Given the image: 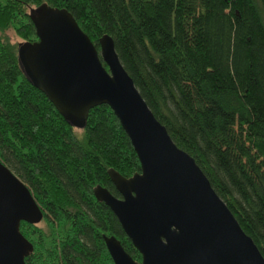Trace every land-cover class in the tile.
Segmentation results:
<instances>
[{"label":"trees","instance_id":"trees-1","mask_svg":"<svg viewBox=\"0 0 264 264\" xmlns=\"http://www.w3.org/2000/svg\"><path fill=\"white\" fill-rule=\"evenodd\" d=\"M68 10L99 51L108 34L134 84L190 154L243 231L264 249V0H0V163L28 188L45 228L21 221L26 264H113L103 236L141 255L93 193L108 170L140 163L107 105L70 125L26 79L19 43L36 39L30 10ZM11 31L21 42H11Z\"/></svg>","mask_w":264,"mask_h":264},{"label":"water","instance_id":"water-1","mask_svg":"<svg viewBox=\"0 0 264 264\" xmlns=\"http://www.w3.org/2000/svg\"><path fill=\"white\" fill-rule=\"evenodd\" d=\"M29 17L36 39L17 46L26 79L75 127L85 125L93 107L107 105L139 160L140 171L129 178L108 170L119 197L106 187L93 190L141 255L134 260L114 235L103 236L113 264H264V249L155 117L112 37L101 36L98 51L66 9L41 4ZM40 219L28 188L0 163V264H26L32 246L19 223Z\"/></svg>","mask_w":264,"mask_h":264},{"label":"rangeland","instance_id":"rangeland-1","mask_svg":"<svg viewBox=\"0 0 264 264\" xmlns=\"http://www.w3.org/2000/svg\"><path fill=\"white\" fill-rule=\"evenodd\" d=\"M6 35L8 36V38L10 39L11 42H21V38L18 37L17 35L14 36L13 33L11 31H7ZM37 225L39 227L45 228V225L42 221H40L39 223H37Z\"/></svg>","mask_w":264,"mask_h":264}]
</instances>
